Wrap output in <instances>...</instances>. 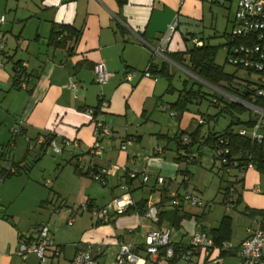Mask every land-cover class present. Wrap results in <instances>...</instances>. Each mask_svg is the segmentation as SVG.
<instances>
[{"label":"crops","instance_id":"obj_1","mask_svg":"<svg viewBox=\"0 0 264 264\" xmlns=\"http://www.w3.org/2000/svg\"><path fill=\"white\" fill-rule=\"evenodd\" d=\"M207 4L214 3L126 0L120 5L117 0L4 1L0 9L9 12L12 18L7 20L0 14L4 18L0 23L3 46L0 50V264H60L61 259L71 264L78 251H88L97 264H114L121 243L130 245L140 256L142 261L138 264H150L143 248L149 231L167 229L173 246L184 247L196 232H206L213 238V230L224 216L231 218L230 233L221 234L222 243L230 247L228 251L216 247L205 254L201 250L189 261H182L177 251L170 264L239 263V246L248 231L256 225L264 228V173L256 169H248L243 174L242 190L240 185L234 186L240 194L238 203L235 197L224 200L220 195L211 202L200 199L210 206L182 204L177 207L178 214L186 217L179 224L172 225L167 218L155 223L131 211L137 203L147 200V207L154 205L158 213L170 212L176 208L171 204L172 195L190 192L192 173L187 165L199 162L198 146L191 148L195 158L190 159L191 154L177 150L170 139L187 131L199 130L197 139L207 134L198 128L199 117L188 110L180 113L171 108L176 101L164 100L171 91L165 79L145 77L143 72L150 65L169 71V64H176L166 54L184 53L186 44L192 45L190 38L205 43L204 27L189 24L204 21ZM174 20H177L176 30L162 47L160 40ZM61 26L79 32L78 40L69 39L60 47L53 46L52 30H59ZM183 59L186 63V56ZM99 61L109 73L104 84H97L92 72L94 63ZM16 64L24 70L21 89L12 88ZM129 71L136 73L130 82L124 79ZM70 82L76 84L75 90L69 86ZM170 98L174 97H167ZM100 101L107 106L101 108ZM161 106L166 111H161ZM86 108H97L95 120L111 130L110 137L101 139L100 157L89 153L94 144V125ZM169 112H175V116L166 118ZM19 120L22 129L16 135L14 128ZM194 124L197 126L193 127ZM48 135L59 146L65 141L70 146L54 153L49 145L37 143L38 137ZM167 151L171 156L166 155ZM210 157L215 166L218 161L213 151ZM50 161L56 164L59 161L56 168L63 165V169L53 182L46 179L43 187L31 178H13L32 174L36 167L41 176H48ZM181 162L187 165L183 167ZM101 168L108 169L104 183L92 178ZM17 169L18 175L5 177ZM226 172L231 182L240 177L237 170ZM129 173L136 174V178H128ZM143 174L148 175L147 181L143 180ZM156 176L166 179L167 184L155 185ZM50 184L52 190L48 191L45 187ZM123 186L128 187L134 201L126 213L111 214L108 222H101L82 210L84 204L110 207L114 199L124 194ZM192 188L190 193L194 195L197 188L194 185ZM216 199L220 200L221 207L213 209ZM230 208L238 209L239 214L241 209L250 221L241 237L235 235L233 218L228 215ZM71 219L73 222L68 225ZM42 225L49 229L59 255L53 256L48 251L45 262L34 254L17 255L20 239L37 237Z\"/></svg>","mask_w":264,"mask_h":264},{"label":"built area","instance_id":"obj_2","mask_svg":"<svg viewBox=\"0 0 264 264\" xmlns=\"http://www.w3.org/2000/svg\"><path fill=\"white\" fill-rule=\"evenodd\" d=\"M198 1H218L223 4V0H198ZM4 21V18H0V23ZM177 20H174L168 28L167 34L160 40V46L165 47L166 43L170 40L171 35L176 30ZM60 38H58L59 40ZM192 45L201 46L202 42L196 38H191ZM227 57L226 62L248 74H254L257 77V83L253 89H245L244 99H235L230 96L235 102L243 105L249 110V117L252 121V126L249 131L246 129L238 130L240 136H248L252 142L261 143L264 141V0H237L236 10L231 23L230 33L228 34ZM3 46L0 43V50ZM2 66L0 62V67ZM92 72L94 75V81L97 84L106 83L109 73L105 70L102 62H96L93 65ZM135 72L129 71L125 74L124 79L128 82L135 76ZM143 76L151 77L148 68L143 72ZM72 89H76V84L69 83ZM220 91V90H219ZM106 102L100 101V107L105 108ZM161 111L166 109L161 106ZM87 115L92 117L93 120V136L94 144L90 148V154L93 157H100L103 151L101 145V139L110 137L111 130L109 127L98 120H95L94 108H86ZM169 116H175V112H169ZM198 125H204L206 123L203 117H199L196 120ZM22 122L19 120L14 133L19 134L22 129ZM183 141H187V137H183ZM44 137H38L37 143H44ZM49 147L54 153H60L62 148L70 146V142H63L62 146H59L55 139L49 142ZM215 156L222 159L225 162L226 156L229 154L228 141L225 138H219L217 141ZM121 149H125V145H121ZM160 152V150L158 151ZM195 158V153L191 154L190 159ZM250 159L251 157L248 156ZM248 169H255L252 162L247 165ZM107 170L105 168L99 169L92 176L95 180L104 183ZM123 171H126L123 168ZM13 173V170L11 171ZM128 178H136V174H127ZM143 180H148V175L143 174ZM187 179V176H184ZM155 184L158 186H164L167 184V180L161 176L155 177ZM124 194L114 199L110 207H95L82 205L83 211L90 212L97 220L101 222H108L110 215H118L126 213L134 206V201L129 194L128 187L123 186ZM171 204L175 207L188 204L192 206H210V203L202 202L198 197L194 196L190 192H183L179 196L172 195ZM143 217L150 219L151 221L158 222V212L154 205L148 206ZM73 219L68 221V225H71ZM144 252L147 256V260L150 264H170L175 257L176 248L170 241V232L164 228H156L149 231L143 244ZM220 248L223 251H228L230 247L226 243H221L216 246L213 238L206 232H196L190 238L188 244L184 247H177V251L180 253V259L182 261H189L190 258L199 251L203 250L205 254L213 248ZM51 251L53 256L59 255V248L54 244L51 238L49 229L42 225L39 229L38 235L35 238L20 239L16 254L23 257L27 254H34L41 261L45 262L47 259V252ZM240 261L238 264H264V229L260 225H256L255 228L248 231V236L239 246ZM140 256L135 254L131 250V246L125 243L119 245V250L115 256L114 264H138ZM71 264H97L95 259L91 257L88 251H78L75 253Z\"/></svg>","mask_w":264,"mask_h":264},{"label":"rangeland","instance_id":"obj_3","mask_svg":"<svg viewBox=\"0 0 264 264\" xmlns=\"http://www.w3.org/2000/svg\"><path fill=\"white\" fill-rule=\"evenodd\" d=\"M5 0H0V7L2 8L3 3ZM223 4H207L206 6V16L204 21H198V23L189 24L191 26H195V24H200L199 26H203L204 29L207 31L206 34H204L203 38L205 43L209 44L210 46L217 47V50L215 52L214 57V63L222 68L223 72L232 75L233 81L230 85L227 83H224V89L228 90L230 92V95H232V98L240 99L239 91L241 88H247V89H253L255 87V84L257 83V77L254 74H248L245 71L239 70L231 65H229L226 62L227 57V42H228V34L230 33L231 29V22L233 20V16L236 10V4L237 0H223ZM7 18V20H10L12 18V15H9V12L4 13L2 9H0V14ZM12 14V13H11ZM183 25V24H180ZM196 28V27H193ZM182 32H185L183 30ZM177 34H179V30H177ZM224 34V35H223ZM184 44V42H183ZM186 47L189 48V44H186ZM170 67V75H171V91L166 93V98L164 99L167 103L168 102H175L178 99L179 94L183 90L187 91H193L197 92L198 90H201L205 94V97L198 98L192 103H189L187 105V110L190 111L193 115L198 117H203L206 121L204 125H201L199 128L205 132L208 135V131L211 133H221L223 132L230 124L231 122L237 121V119L240 120L243 124H237L233 125V130L238 131L240 129H246L249 131V128L244 124L249 118V110L245 108V110L242 112H238L236 110H230L229 112H226L223 108L225 103L233 101L230 96L221 93L219 91L220 89L213 88L198 79L194 78V76L190 75L185 69L182 67H179L177 65L169 64ZM164 81V80H163ZM165 82V81H164ZM199 82L201 86L197 83ZM168 83V82H167ZM223 92V91H222ZM173 96V100L167 99V97ZM212 100L215 101V103H212ZM238 103V102H235ZM239 104V103H238ZM219 105V106H217ZM240 105V104H239ZM165 115V114H164ZM169 115H165L166 118ZM197 125H193V127H196ZM188 134L191 132L187 131ZM173 138V136L171 137ZM204 144L201 147L202 149H199V155L198 158L199 162L196 164H190L189 166L185 162H181L180 164H183V167L187 165L188 171H190L191 174V182H190V192L192 191V186H196L197 190H195L194 196L198 197L199 199L203 201L211 202V200L215 199V197L220 196L217 195V185L220 183V177L224 176L222 171L219 169V163H216L215 166L212 165L211 162V155H212V149L208 148L207 143L203 142ZM166 155L171 156V152L167 151ZM197 155V154H196ZM57 158V156H54ZM60 162L58 161L57 164ZM50 168H47L48 176L44 175L41 176V173L39 170V167L34 169L33 173L29 174H23L21 176L13 177V178H31V181L36 182L40 186H44V181L46 179H49L51 182H53L56 178H54L59 171H61L63 168V165L56 168L58 166L55 161H50ZM56 170V172H54ZM66 173L64 172L63 175ZM233 174V172H232ZM264 178V176H263ZM64 180H68L69 178H62ZM59 182V178H58ZM52 184L47 185L45 188L50 191ZM200 192V193H199ZM150 194V193H148ZM151 195V194H150ZM149 196V195H147ZM210 199V200H208ZM218 199V198H217ZM214 200L212 205L214 206L213 209H215L216 206L221 205L218 203L220 200ZM207 202V203H208ZM233 218V227L235 235L240 237L243 235L244 229L247 225L250 224V221L247 217H244L241 213L240 214L238 209H229V214ZM87 216V215H86ZM66 264H68L65 261ZM64 261L61 259L60 264H65Z\"/></svg>","mask_w":264,"mask_h":264},{"label":"trees","instance_id":"obj_4","mask_svg":"<svg viewBox=\"0 0 264 264\" xmlns=\"http://www.w3.org/2000/svg\"><path fill=\"white\" fill-rule=\"evenodd\" d=\"M117 2L122 5L126 2V0H117ZM212 3L220 4L218 1H212ZM222 5V4H220ZM64 33L66 35H64ZM58 38H60L58 40ZM79 38V32L71 29L68 26H61L59 30H52L50 43L55 47H60L62 43L67 40L73 39L75 42ZM194 38V37H193ZM191 39V38H190ZM189 39V41H190ZM217 47L210 46L207 43H202L201 46L191 45V47L186 48L184 53H176V54H166V57L169 58L174 64L179 67L185 69L190 75L194 76V78L199 81L217 89L222 90L224 93L230 95L228 90H225L224 83L230 85L233 81V76L228 75L223 72L222 68L217 66L214 63V57ZM72 51V50H71ZM184 56H186V63L184 62ZM148 72L153 78H163L168 82V90L171 88V75L170 72L166 68L157 69L153 65L148 66ZM24 75V70L21 66L16 64L14 67V75L12 76V88L21 89L22 77ZM21 78V79H20ZM22 81V82H21ZM200 86L201 84L197 82ZM240 99H244L245 97V89L241 88L239 91ZM232 96V95H230ZM205 97V94L198 90L197 92L183 90L181 94H179L176 102L171 106L172 109L183 112L187 110V105L189 103L194 102L198 98ZM214 104L215 101L212 100ZM219 106V105H217ZM99 108V107H98ZM95 109V115L98 113V109ZM226 112L230 110H236L239 113L244 111L245 108L238 103L233 101L227 102L223 108ZM243 124L239 119L237 121L231 122V124L221 133H211L208 132V135L202 136L199 139L200 132L196 130L191 134L178 133L173 138L170 139L176 146L177 150H183L186 154H192L191 148L197 144V148L200 149L203 147V142L207 143L208 148H211L213 151V157L216 161H218L220 167L219 169L223 172L224 176L220 177V185L218 188V193L223 196L224 200H230L235 197V203L239 202L240 194L238 190L234 187L235 185H240V190L243 189V174L247 171V165L249 162H252L255 169L260 173H264V141L261 143H255L250 140L248 136H240L238 131L233 130V125ZM244 124L250 128L252 126V121L250 117ZM201 125H198V128ZM17 135V134H16ZM187 137V141H183V137ZM219 138H225L228 141L229 154L226 156L225 162H222V159L217 158L215 156L217 141ZM54 139V137L48 135L45 138V145H48L49 142ZM205 145V144H204ZM248 156L251 158L249 159ZM186 156L185 159L189 158ZM234 169L240 172V177L236 176L234 178V182L228 180L230 178L227 174V170ZM18 169L13 173H6L5 177H10L14 175H18ZM93 175V174H92ZM93 178V176H92ZM155 184V183H154ZM156 185V184H155ZM158 186V185H157ZM165 189V188H164ZM170 201V199H168ZM147 209V200H142L136 204L132 208L131 211L136 212L138 215L142 216ZM130 210V209H129ZM128 210V211H129ZM179 208H175L170 212H160L158 213V222L161 223L165 218H167L172 225L179 224L183 218L186 216L178 214ZM176 223V224H174ZM231 218L224 216L220 222L218 228L214 231V242L215 244H221L223 242V238L221 237L222 233H230L231 231ZM264 229L263 227H261ZM177 253V248L175 249Z\"/></svg>","mask_w":264,"mask_h":264}]
</instances>
